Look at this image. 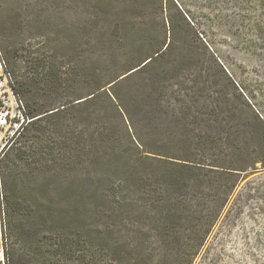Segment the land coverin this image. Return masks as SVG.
Segmentation results:
<instances>
[{
    "label": "trees",
    "instance_id": "16d2710c",
    "mask_svg": "<svg viewBox=\"0 0 264 264\" xmlns=\"http://www.w3.org/2000/svg\"><path fill=\"white\" fill-rule=\"evenodd\" d=\"M183 22L158 46L128 47L119 21L73 34L72 60L0 17L22 118L0 149V264H192L264 166V102Z\"/></svg>",
    "mask_w": 264,
    "mask_h": 264
},
{
    "label": "rangeland",
    "instance_id": "374dc122",
    "mask_svg": "<svg viewBox=\"0 0 264 264\" xmlns=\"http://www.w3.org/2000/svg\"><path fill=\"white\" fill-rule=\"evenodd\" d=\"M8 15L25 32L42 28L48 45L72 60L77 47L62 41L73 34H81V48H86L88 33L119 21L128 47L158 46L170 28L185 26L184 17L234 84L264 102V0H0V17ZM190 42L202 51L199 43ZM9 82L0 61V149L22 120L21 102ZM192 264H264L261 162L242 175Z\"/></svg>",
    "mask_w": 264,
    "mask_h": 264
}]
</instances>
